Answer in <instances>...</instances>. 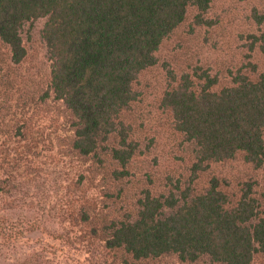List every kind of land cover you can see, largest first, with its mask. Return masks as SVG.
I'll list each match as a JSON object with an SVG mask.
<instances>
[{
	"label": "trees",
	"instance_id": "obj_1",
	"mask_svg": "<svg viewBox=\"0 0 264 264\" xmlns=\"http://www.w3.org/2000/svg\"><path fill=\"white\" fill-rule=\"evenodd\" d=\"M208 2L0 0V43L9 60L19 63L25 56L23 24L44 18L40 37L49 69L40 99L50 96L68 111V151L119 179L128 175L138 146L129 119L139 96L138 74L155 64L154 52L187 7L196 8L199 20ZM259 48L264 52V44ZM216 82L206 72L182 74L160 99L172 129L191 146L190 172L236 156L250 169H264V73L237 74L220 87ZM13 180L12 174H0V199L15 189ZM256 185L251 180L228 191L211 176L199 191H145L133 213L93 228L99 244L92 249L102 258L122 257L116 264L125 257L141 262L171 254L187 264L202 257L211 264H250L264 254V191ZM84 209L80 203L75 218L89 224L94 214ZM21 237L15 222L0 214V264H60L40 247L15 252ZM85 251L92 257L93 250Z\"/></svg>",
	"mask_w": 264,
	"mask_h": 264
},
{
	"label": "rangeland",
	"instance_id": "obj_2",
	"mask_svg": "<svg viewBox=\"0 0 264 264\" xmlns=\"http://www.w3.org/2000/svg\"><path fill=\"white\" fill-rule=\"evenodd\" d=\"M196 13L194 6L187 7L184 19L154 52L155 64L136 78L139 96L129 119L138 146L126 167L128 175L119 179L99 173L96 165L68 151V111L50 96L40 99L49 69L40 37L44 18L23 24L25 56L19 63L9 60L0 43V174H12L15 187L1 196L0 214L22 232L15 252L40 247L60 264H116L122 257L109 253L102 258L92 249L99 244L93 228L133 213L145 191H199L211 176L228 191L251 180L257 181V192L264 191V169H250L239 156L191 173V146L172 129L160 102L164 90L182 74L206 72L220 87L237 74L264 73L259 48L264 44V0H209L199 20ZM80 203L94 214L89 224L75 218ZM260 208L264 213V204ZM86 248L93 250L92 257ZM124 260L121 264H187L172 254ZM192 264L211 263L202 257ZM250 264H264V254L254 255Z\"/></svg>",
	"mask_w": 264,
	"mask_h": 264
}]
</instances>
